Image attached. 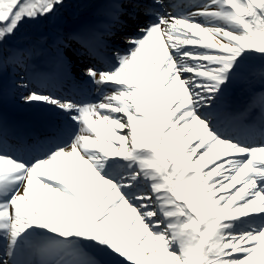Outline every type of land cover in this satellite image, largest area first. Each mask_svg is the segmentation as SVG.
<instances>
[{
    "label": "snow or ice",
    "instance_id": "snow-or-ice-1",
    "mask_svg": "<svg viewBox=\"0 0 264 264\" xmlns=\"http://www.w3.org/2000/svg\"><path fill=\"white\" fill-rule=\"evenodd\" d=\"M66 6L0 0V78L27 71L23 29ZM103 7L72 37L85 94L22 97L59 113L51 132L0 121V264H264V0Z\"/></svg>",
    "mask_w": 264,
    "mask_h": 264
},
{
    "label": "bare ground",
    "instance_id": "bare-ground-1",
    "mask_svg": "<svg viewBox=\"0 0 264 264\" xmlns=\"http://www.w3.org/2000/svg\"><path fill=\"white\" fill-rule=\"evenodd\" d=\"M65 3L67 6L56 17L40 24L27 25L22 32L23 38L14 42L15 45L30 49L31 59L27 71L9 67L4 76L0 78V121L3 122L12 139L23 138L33 141L43 138L62 119L59 113L52 110L49 106L27 104L23 101L22 97L28 91L37 89L40 91L39 87H42L44 80H38L42 77L38 74H44L47 78L45 84L54 88L59 95H66L68 88L73 89L82 97L90 87L85 83L87 81L86 74H80L81 69L76 67L82 65L81 63H74V61H69L66 58L67 63L64 66L59 61V58H61L59 54L65 57L64 53H67L70 59L75 58L72 54L73 51L69 52V49H67V52L56 53L53 48L63 49V45H57V42L62 40L71 43L69 44L70 46H67L68 48H74L76 43L72 39L73 36L101 26L105 22V9L103 7L105 0H65ZM67 8L75 13L72 18L65 17V10ZM57 62L58 64L55 66H59L61 71L53 65ZM39 66H41L40 69H36ZM65 74L68 77H65ZM21 76L24 77V83L29 84L34 82L37 87L28 88L27 90L18 87V84L21 82ZM66 79L69 85L65 83L64 80ZM240 100L241 96H239L236 89L232 96V102H239ZM241 104L243 105L244 103L241 102ZM44 113L49 118V124L52 125L49 128H52L49 131L42 130L44 126L33 129V123L37 122L39 115H45ZM1 114L12 119L8 123L9 126L2 120ZM13 125L15 127L23 126L25 134L16 135L11 128Z\"/></svg>",
    "mask_w": 264,
    "mask_h": 264
},
{
    "label": "rangeland",
    "instance_id": "rangeland-1",
    "mask_svg": "<svg viewBox=\"0 0 264 264\" xmlns=\"http://www.w3.org/2000/svg\"><path fill=\"white\" fill-rule=\"evenodd\" d=\"M53 49H54L55 51H57L55 47H54ZM40 67H41V66H40ZM237 91H238V93H239L242 97L245 98V102H246V100H247V96H246L245 91H244L243 89H241V88H237ZM1 115H2V114H1ZM2 118H3V116H2ZM4 118H5V117H4ZM5 119L7 120V118H5ZM46 119H47L46 117H44V116L41 115V117H40L39 120H38L39 125L46 123V122H47ZM43 126H44V127H43L44 130H50V129L52 128V127L49 128L50 126H52L51 124H49V125H43ZM22 127H23V126H22ZM19 129L24 130V129L21 128V127H19ZM18 132H19V130H16L15 133H18ZM22 134H25V132H23Z\"/></svg>",
    "mask_w": 264,
    "mask_h": 264
},
{
    "label": "water",
    "instance_id": "water-1",
    "mask_svg": "<svg viewBox=\"0 0 264 264\" xmlns=\"http://www.w3.org/2000/svg\"><path fill=\"white\" fill-rule=\"evenodd\" d=\"M67 12L69 13L68 15H69L70 17L73 16V12H71V11H67Z\"/></svg>",
    "mask_w": 264,
    "mask_h": 264
}]
</instances>
